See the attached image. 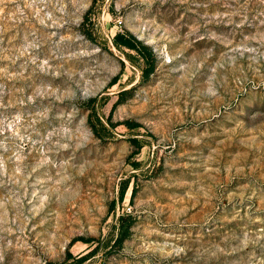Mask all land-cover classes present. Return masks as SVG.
Masks as SVG:
<instances>
[{
    "label": "rangeland",
    "instance_id": "rangeland-1",
    "mask_svg": "<svg viewBox=\"0 0 264 264\" xmlns=\"http://www.w3.org/2000/svg\"><path fill=\"white\" fill-rule=\"evenodd\" d=\"M0 264H264V0H0Z\"/></svg>",
    "mask_w": 264,
    "mask_h": 264
},
{
    "label": "trees",
    "instance_id": "trees-1",
    "mask_svg": "<svg viewBox=\"0 0 264 264\" xmlns=\"http://www.w3.org/2000/svg\"><path fill=\"white\" fill-rule=\"evenodd\" d=\"M114 40H115V43L117 44H125L129 47H133L137 49L138 52H140L141 55L145 57V59L150 60L149 57H152V51L150 47L147 44H145L142 40L137 38L131 32L118 31L114 34ZM121 218L122 220L120 222L118 235L116 237L118 242H121L122 239L125 238V236H127L128 230H129L128 225L130 224L129 220L128 222L125 223L124 217H121Z\"/></svg>",
    "mask_w": 264,
    "mask_h": 264
}]
</instances>
